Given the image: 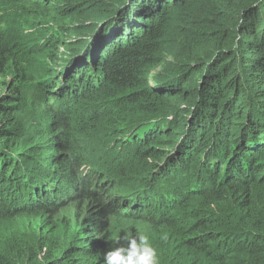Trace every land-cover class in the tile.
Listing matches in <instances>:
<instances>
[{
	"label": "trees",
	"instance_id": "trees-1",
	"mask_svg": "<svg viewBox=\"0 0 264 264\" xmlns=\"http://www.w3.org/2000/svg\"><path fill=\"white\" fill-rule=\"evenodd\" d=\"M36 211L0 264H264V0H0V221Z\"/></svg>",
	"mask_w": 264,
	"mask_h": 264
},
{
	"label": "rangeland",
	"instance_id": "rangeland-1",
	"mask_svg": "<svg viewBox=\"0 0 264 264\" xmlns=\"http://www.w3.org/2000/svg\"><path fill=\"white\" fill-rule=\"evenodd\" d=\"M166 67H167V65H165V63H164L161 66V68L155 67L154 70L151 71L149 78L153 84L162 83V78L160 75L161 72L163 73V75H165V77H167V78L171 77L170 73L166 72ZM166 81H168V79H166L163 83H165ZM39 120H40V122H43V119H39ZM68 207H71V206H68ZM65 212H66V217H65L64 222L66 223V222L70 221L71 225L69 227L64 226V228L70 229V230H74L75 228H78L79 223L74 224V222H73L74 219L72 220V218H71V212H69V210H65ZM42 214L43 215H41L40 212L36 211V212H33L32 214H30L29 216L19 215V216L11 217L8 220L3 219V221H0V241L5 240V237L9 234V232L13 233L14 229H16L17 227L31 226L32 225V227L35 229V232H34L35 239H40V240H42V242H50V243L54 244V241L51 238H49V236H47V234H46L47 226L51 227V225H49V220L47 219V214H44V213H42ZM45 220H46V223H45ZM82 225L85 226L84 222H82ZM109 226L111 228H114V227H117L119 229H129L130 228V229H134V230L135 229H141L143 227L141 224L130 225L126 221H123V220L117 221L115 219L109 220ZM39 228H40V231H39ZM75 234L77 236H82L84 233H83V231L78 230V231H76ZM67 237H68V235H67ZM83 242H84V240H82V243ZM56 246H59V244H57ZM46 252H47V250H45V249L42 250L40 253V257H42V255L45 254ZM53 253H56L55 249H54ZM25 259L30 264H33L31 262L30 257L25 256Z\"/></svg>",
	"mask_w": 264,
	"mask_h": 264
},
{
	"label": "clouds",
	"instance_id": "clouds-1",
	"mask_svg": "<svg viewBox=\"0 0 264 264\" xmlns=\"http://www.w3.org/2000/svg\"><path fill=\"white\" fill-rule=\"evenodd\" d=\"M123 240L126 243H120ZM106 253L104 264H159L158 250L148 235L126 231L116 237Z\"/></svg>",
	"mask_w": 264,
	"mask_h": 264
}]
</instances>
